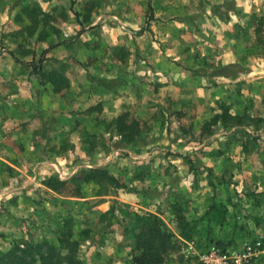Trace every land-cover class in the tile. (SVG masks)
<instances>
[{"label":"rangeland","instance_id":"rangeland-1","mask_svg":"<svg viewBox=\"0 0 264 264\" xmlns=\"http://www.w3.org/2000/svg\"><path fill=\"white\" fill-rule=\"evenodd\" d=\"M23 7L46 14L33 36L23 31L26 21H15ZM150 7L148 0H0V157L7 160H0V221L4 230L10 227L0 231V253L17 243L56 244L67 232L80 242L105 228L110 233L116 225L112 234L121 247L130 248L131 257L144 214L160 218L182 250L187 243H194L197 252L264 243V47L253 26L264 17V0H150ZM150 15L154 20L146 23ZM79 38L76 47H69ZM59 47L66 51L51 56ZM40 59L45 72L61 70L66 76L77 68L95 82H127L136 66L133 92L152 94L147 117L135 119L141 135L127 145L114 121L85 123L84 116L99 114L98 104L77 108L79 116L70 117V124L61 119L53 131L37 130L40 139L27 146L22 130L28 125L11 121L22 122L27 113L21 104L25 108L31 101L11 100L16 93L7 76L11 71L28 76L25 92L44 91L30 68ZM153 63L156 77L144 71ZM200 79L204 85L196 83ZM215 84L221 89L217 99L195 98L196 89L208 91ZM165 88H175V96ZM222 106L240 119L201 133ZM178 111L183 113L178 118L170 116ZM32 156L51 165L38 168ZM166 157H177L184 166ZM89 169H106L116 182L81 184L77 197L68 194L69 187L57 193L46 186L50 179L69 183ZM125 194L136 204L122 203ZM82 201L105 203L95 213L97 221L75 220V211H90ZM220 204L226 211L217 223L205 211ZM186 232L191 236L183 240ZM174 259L169 256L168 263ZM193 263L200 264L196 258ZM253 264H264V257Z\"/></svg>","mask_w":264,"mask_h":264},{"label":"crops","instance_id":"crops-1","mask_svg":"<svg viewBox=\"0 0 264 264\" xmlns=\"http://www.w3.org/2000/svg\"><path fill=\"white\" fill-rule=\"evenodd\" d=\"M0 16H4V13H1ZM83 34L84 33H82L81 35ZM80 40L82 39L79 38L77 40H72L74 41V43L70 44L69 47H76L77 43ZM64 51H66L64 47L53 49L51 51V56H59ZM70 65L71 64H69L68 69L71 67ZM152 65L153 67H146L144 71L145 73L147 72L148 75L155 76L157 73V69H155L154 63ZM11 67H15V63H13ZM135 67H132V70L129 71V76L127 75L126 77L127 82H124L125 78L124 80L123 78H121V80L117 82L109 81L106 79L95 82L87 78V76L85 75V71L81 69L80 71L77 68H71V71L74 72L73 74L69 72H67L66 74L67 79L69 80V89L65 92L66 96L64 98V101L61 100L62 94L52 93L51 88L47 85L42 86L37 83L40 87L44 88V91L38 92V94L35 93L33 89L30 90L29 88L27 89L28 92H25L22 89V84L24 82H27L29 77L25 75L22 76L20 74H15L13 71H11V73L14 74L10 73L7 76V79L9 84L15 87L13 92L16 93V95L10 96L11 100L13 101V97H15V99L19 101H24V99L26 98L28 101H31L25 105V108H23V104H21L20 107L22 110H24L21 112L27 113V117L25 119H22V122H20L19 120H13L11 121V123H15V125H18L17 123H19V125L20 123H22V125H28V127H25V129L22 131L24 132V138L26 140L27 146H29L32 144V139H40V136L36 135L35 133L37 130L47 129L53 131V129L58 128L61 119L66 120L65 122L68 124H70V117L75 121L79 116V114H77V108H79L80 106L93 107L98 104H100L101 106V111L99 112V114L96 113L83 117L85 119V123H87L88 125L96 124L100 119H105V121L107 122H113L120 114L124 112L131 113V115H129L133 116L136 120H143L147 117L150 111L151 104L149 103L152 94L148 90L142 95L133 92L132 89L134 86V72L136 70ZM198 82L200 83V85H204L205 80L203 82V79H200V81H196V83ZM32 84L34 83L32 82ZM165 89H167L166 91H169V96H175V92H173L176 90L175 88L174 90L172 88ZM220 93L221 89L219 88V86H217V84L211 85L208 91H205L204 89H196L195 92H193L196 99L198 97H203L204 95H211L213 97L215 96L217 99L218 94ZM153 96H155V94H153ZM177 113L181 112H174L173 114H170V116H175ZM43 115H45L44 120H42L41 118V116ZM176 120L177 119H174L173 121ZM74 121H72L71 123H74ZM44 125L46 127H43ZM38 126L39 128L37 129L36 127ZM152 159H154V161L156 160L155 158H153V156H150L148 160ZM166 159H168V161L172 163L177 162L178 167L184 166L182 160L177 157H166ZM0 160L7 162V160L3 157H0ZM24 161L26 162V160ZM31 161H33V163L40 162L38 168L41 165H43V168L46 167L45 165H51V162H49L48 160L35 158V156H32ZM146 185L148 184H144L143 187L146 188ZM119 199L122 203L134 202V197L130 196V194L121 195ZM157 199H159L157 201H160V196ZM139 200L141 202V199ZM104 204L105 203L102 201H91V203L82 201L81 206L84 208L91 207L90 211L86 210L82 215H78L77 211H75L73 217L78 222L89 220L93 221L94 219L95 221H97L98 218L95 216V213H99L97 212L98 207H101ZM134 204L136 203L134 202ZM139 204L140 203H138V205ZM100 211L101 213L104 212L105 208H101ZM4 226V220L1 219L0 231L10 230V227L9 230H4ZM115 226L116 225L110 228V233L109 229L105 228L103 230L104 232L97 231L93 233L91 237L83 238L80 241L79 255L85 261V264H132L130 257V248L128 246L121 247V240H118L116 235L112 234L114 232L112 229H114ZM106 231L108 232L106 233ZM14 237L17 236L14 235Z\"/></svg>","mask_w":264,"mask_h":264},{"label":"trees","instance_id":"trees-1","mask_svg":"<svg viewBox=\"0 0 264 264\" xmlns=\"http://www.w3.org/2000/svg\"><path fill=\"white\" fill-rule=\"evenodd\" d=\"M148 8L150 0H148ZM46 14L42 10L34 7H23L16 16V22H24L23 31L27 36H33L40 26ZM153 15L148 16L146 23L153 21ZM256 41L264 47V17H260L253 22ZM264 49V48H263ZM42 59L37 64H30L32 73L37 76L39 85L49 86L52 93L61 94L69 89V80L61 70H42ZM182 115L177 113V116ZM240 119L228 113L225 107H221V113L215 115L201 127V133L209 132L208 127L216 124H226L227 121ZM178 121V119H177ZM114 130L125 144H132L141 135L140 123L135 119H130L127 112L120 114L114 120ZM116 179L106 169H89L74 176L71 182L66 183L49 180L47 187L57 193H63L65 187H69L68 194L73 197L80 195L81 184H114ZM226 208L220 204L211 205L205 215L212 213L217 223L224 219ZM140 227L133 235V246L131 250V261L133 264H189L190 259L186 258L181 249L182 243L166 227L165 223L154 214H144L140 217ZM189 232L181 236L183 240H188ZM191 236V235H190ZM186 237V238H185ZM71 232L59 235L56 244L45 242L42 245L33 246L29 243L14 244L6 252L0 253V264H85L79 255V244ZM44 247V251L40 249ZM176 256L174 262L168 263L169 256Z\"/></svg>","mask_w":264,"mask_h":264},{"label":"built area","instance_id":"built-area-1","mask_svg":"<svg viewBox=\"0 0 264 264\" xmlns=\"http://www.w3.org/2000/svg\"><path fill=\"white\" fill-rule=\"evenodd\" d=\"M183 254L194 264L196 258L200 264H253L264 257V243L262 241L245 244L241 250L225 251L217 246H210L204 252H197L194 243H187Z\"/></svg>","mask_w":264,"mask_h":264}]
</instances>
